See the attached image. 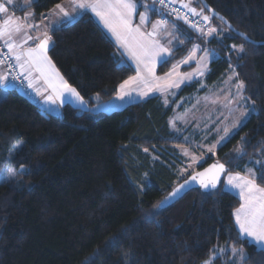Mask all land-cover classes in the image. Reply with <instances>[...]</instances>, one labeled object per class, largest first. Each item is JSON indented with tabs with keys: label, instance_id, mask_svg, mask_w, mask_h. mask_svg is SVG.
Masks as SVG:
<instances>
[{
	"label": "trees",
	"instance_id": "trees-1",
	"mask_svg": "<svg viewBox=\"0 0 264 264\" xmlns=\"http://www.w3.org/2000/svg\"><path fill=\"white\" fill-rule=\"evenodd\" d=\"M65 1L35 0V17L40 20ZM204 1L261 45L235 35L196 0L229 34L204 43L178 20L188 40L160 72L197 42L220 56L210 64L208 83L236 67L256 112L216 155L228 172H245L254 161L264 165V0ZM51 36V60L90 107L97 96L114 98L134 74L89 14L52 29ZM196 88L185 87L180 97ZM172 115V107L153 97L112 112L66 105L56 116L0 86V178L9 170L17 173L0 182V264H204L214 249L225 250L216 264H235L233 244L247 250L243 264H264V250L239 234L234 214L242 202L225 189L224 179L218 189L195 188L165 206L187 177L176 150L183 141L170 130ZM261 165L256 180L264 187Z\"/></svg>",
	"mask_w": 264,
	"mask_h": 264
},
{
	"label": "snow or ice",
	"instance_id": "snow-or-ice-1",
	"mask_svg": "<svg viewBox=\"0 0 264 264\" xmlns=\"http://www.w3.org/2000/svg\"><path fill=\"white\" fill-rule=\"evenodd\" d=\"M156 0H154V3ZM160 5H165L166 0H158ZM174 0H169V3ZM25 5L30 7L31 0H25ZM13 7V0H2L0 2V14L4 19L0 23V41H3L8 53L11 56L0 59V67L5 64H9V67L0 72V84H6L9 77L13 80H19L21 76L29 79V87H33L30 77L33 72H38L40 78L45 81L47 88L51 89V94L45 97V103L50 104H63L65 102V93L69 97H74L80 104H85L86 101L76 90L68 83L56 70L55 65L52 63L51 58L48 56V49L50 43H53L52 36L44 31L41 36L28 35L26 29L35 28V25L25 24L20 17H15L10 13V8ZM147 7V6H145ZM184 8H187L190 13L195 16H202L204 21H209L210 17L203 14V9L197 11L196 8L191 7L189 3H184ZM83 10H90L95 13L97 17L103 22L104 26L109 30L112 36L115 37L118 49L121 50V54H127L136 63L137 75L129 77L125 80L120 87V99H123L125 95H130V92H126L125 89L132 84L152 86L156 88L165 87H179L182 80H176L171 84L162 82L161 78H157L154 74L155 65L159 63H167L168 57L172 55V50L164 43H161L158 37L162 32H168V20L160 19L155 21L151 25V31H147L144 26L148 23L147 11L139 13V24L133 25V18L137 15V3L135 0H68L67 6L64 4H56L52 10L51 15L58 17L61 20L64 18L74 19L78 12ZM171 14L180 17L179 11L172 8ZM34 13H28L23 20L29 19ZM191 24L202 36H213L214 34L219 36L223 33V29H217L216 27L209 26L205 31L200 27L198 23L188 21L187 16L182 17ZM223 20V17H220ZM231 26L229 25V28ZM23 33L24 39L21 42H17L15 37ZM244 39L248 37L240 33ZM28 40L35 42V46L24 48L23 45ZM171 43V40L168 41ZM232 49L243 52L244 47L240 45L239 48L233 44ZM199 50V46L194 47L192 53L183 63H188L189 60L194 59V54ZM207 51L205 56H207ZM14 57V63H10ZM141 65L147 70L145 75H141ZM176 67L173 66L172 72L167 74L168 78H171L176 73ZM12 73H17L12 75ZM199 75H203V72H198ZM235 87L237 88V96H241L244 88L243 81H239ZM39 95L43 96V92L37 89ZM146 92H142L141 95H146ZM254 104V102H253ZM227 135V129L224 130ZM224 139V137H221ZM22 146L18 145L17 149ZM147 151V149H145ZM211 151V149H209ZM187 155V153H185ZM195 161V157H193ZM259 163V162H257ZM264 169V165H261ZM24 166L21 165L23 170ZM186 171V169H185ZM15 171H10L9 176H16ZM222 175H226V186L232 189H238L239 195L243 200L235 212V222L239 226L241 235L251 237L253 242L259 243L264 246V187L259 186L256 183L255 174L249 169L248 175H241L239 173L232 174L228 172L224 163H214L209 168H205L202 172L193 170L188 173L184 182L175 188L169 195L168 199L174 198L186 185L193 182L198 183L203 189H215L220 184V178ZM261 180L264 181V171L261 172ZM116 238L114 237L113 240ZM231 251L234 255H239V260L242 262L245 260V254L242 249H237L235 245H231ZM220 252H224V249H219ZM217 258V250L214 249L212 256L205 264H212V261Z\"/></svg>",
	"mask_w": 264,
	"mask_h": 264
},
{
	"label": "rangeland",
	"instance_id": "rangeland-1",
	"mask_svg": "<svg viewBox=\"0 0 264 264\" xmlns=\"http://www.w3.org/2000/svg\"><path fill=\"white\" fill-rule=\"evenodd\" d=\"M22 2L25 3V0ZM135 2L137 3V15L133 18V25L139 24V13L147 11L148 23H146L144 28L147 31H151V25L155 23V21L160 20L158 17L152 15V11L155 10L154 4L150 0H135ZM172 3L182 5H184V3H189L191 7L196 8L197 11H201V9L196 6V0H174ZM203 14L207 15L204 11ZM209 17L211 27H216L218 30L223 29V33L219 36L215 34L213 36H202L197 30H192L203 40L204 43H208L215 38L221 39L223 35L229 34L222 25L215 24L212 17ZM23 18L22 21L27 25L26 21L28 19L23 20ZM45 19L46 15H43L41 21L45 22ZM98 19L100 20L99 17ZM178 20L186 26L181 19H171L167 26L168 32H170L171 35H168L167 32H162L158 37L161 43H164L172 50V55L175 53V56H178L176 53L188 40L185 33L179 29L180 23ZM101 23L103 22L101 21ZM37 24L42 25V23ZM187 28L190 29L189 27ZM29 30L30 29H26L27 32ZM106 30L109 32L107 28ZM110 35L112 36L111 33ZM111 38L115 43L117 52L124 58V61L127 62V64L132 66L134 70V74L130 77L136 76L137 71L135 61H133L127 54L122 55L121 50L118 49L115 37L112 36ZM169 40H171L170 44L168 43ZM196 46H199V50L195 52L194 59L189 60L186 64L183 63ZM206 51L208 54L207 56H205ZM171 56L168 57V62L170 61ZM219 57L218 52L212 51L208 46H203L201 43L197 42L190 48L185 56L176 60L168 71L163 73L160 72L166 63L162 64L157 62L155 65L154 74L157 78H161L162 82H167L168 84H171L176 80H182L179 87L156 88L152 86L132 84L125 89L126 92H130L131 94L125 95L123 99L119 98L121 95L119 87L117 95L111 100L100 101V97L97 96L96 104L91 107V109L93 111L112 112L114 110L122 109L132 103L147 101L153 97H158L165 107H172L173 115L169 120V125L172 134L183 141V144L177 146L176 150L184 164L181 172L182 177H186L188 176V173L193 170L197 171L198 167L204 164L207 160H217V150L229 141L244 126L252 114L256 112L255 104L247 99L244 94V88L241 96H237V88L235 85L240 79L234 65H231L219 80L212 84L207 82V77L210 73V64L211 62L218 60ZM173 66H177L176 73L171 78H168L167 74L172 72ZM200 71L203 72V75L198 74ZM146 72L147 70L141 65V75H145ZM192 84L197 85L196 92L180 97L182 90ZM142 92H146L147 94L141 95ZM225 129L228 130L227 135L225 134ZM221 137H224V139H221ZM209 149H211V151H209ZM185 153H187V155H185ZM193 157H195V161H193ZM262 163L263 161L261 160L254 161L246 169H250L254 172ZM10 171L11 170H9L6 175H2L3 178H0V182L3 181L2 179L4 178L12 179V177L9 176ZM239 249L243 250L246 259L248 255L247 250L245 248ZM223 253L224 252L219 251L217 258L212 261V264H216L215 261L221 257ZM232 259L235 264H243L244 262L239 260L238 254L234 255L232 253Z\"/></svg>",
	"mask_w": 264,
	"mask_h": 264
},
{
	"label": "crops",
	"instance_id": "crops-1",
	"mask_svg": "<svg viewBox=\"0 0 264 264\" xmlns=\"http://www.w3.org/2000/svg\"><path fill=\"white\" fill-rule=\"evenodd\" d=\"M22 1L23 0H13V7L10 8V13L13 14L15 17H20L21 19L24 16H27L28 13H34L33 3L35 2V0H32L31 1V6L30 7L26 6L25 3H23ZM0 2H2V0H0ZM61 4H64V5L67 6L68 1H66L64 3H61ZM51 12L52 11H50L47 14H45L46 15L45 22H42L41 21L42 18L40 20H38L35 17V13H34V15L31 16L26 21V23L27 24L35 25L36 27L35 28H31L27 32V34L28 35H32V36H41L44 31H47L48 34L51 35V30L52 29H54V28H56V27H58V26H60V25H62L64 23H72V22L76 21L77 19H79L80 17H82L83 15L89 14L101 26V28L105 31V33L109 37L111 36L110 33L104 27L103 23H101V21L95 15V13L91 12L90 10H83L81 12H78L77 15H76V17L74 19H72V20L67 19V18H64L63 20H61L60 18L53 17L51 15ZM152 15L155 16L154 10L152 11ZM3 19H4L3 15L0 14V23H2ZM37 23H42V25L41 24L38 25ZM56 24H58V25H56ZM24 38H26V37H24L23 33H21V34H19V35H17L15 37V39L17 40L18 43L21 42V40L24 39ZM51 44L52 43H50V45H49L48 56H49V50H50ZM33 46H35V42L32 41V40H28L27 43H25L23 45V47L25 49L28 48V47H33ZM52 63H53V61H52ZM55 68H56V70H58L57 67H56V65H55ZM2 71H4V67H0V72H2ZM58 72L63 77V75L60 73L59 70H58ZM30 79H31V82L33 84V87H30V90H31V92L34 95L37 104L40 106L41 109H43L44 111H46V112H48L50 114H53V115H56V116H62L63 115L64 107L66 105H71L74 108H77V109H80V110H83V111H89L91 109L90 105L88 104V102L85 99L84 100L86 101V103L85 104H80L78 100H76L74 97H69L67 93H65V102L63 104H60V103H57V104L45 103V97L48 96L49 94H51V89H48L47 88V84L45 83V81L43 79L40 78V75H39L38 72H35L34 71L33 74H32V76L30 77ZM25 80L29 84V79H26L25 78ZM0 86L3 87L4 89L10 88V84H9L8 81L6 82V84H0ZM37 89H39L41 92L44 93L43 96H41V95L38 94ZM236 173H239L241 175H248V169H246L245 172H232V174H236ZM253 173L256 175V172L255 171ZM255 178H256V176H255ZM224 181H225V189L228 190V191H230V192H232L235 196H237L238 198H240L241 202L243 203V200L241 199V197L239 195V190L238 189H232V188H229V187L226 186V175H225ZM256 183L258 184L257 180H256ZM234 216H235V214H234ZM236 226H237V229L239 231V226L237 224H236ZM239 234H240V231H239ZM240 236H241V238L247 240L249 243L255 245L257 248L264 250V246H261L259 243L253 242V240H252L251 237H247V236L241 235V234H240Z\"/></svg>",
	"mask_w": 264,
	"mask_h": 264
},
{
	"label": "built area",
	"instance_id": "built-area-1",
	"mask_svg": "<svg viewBox=\"0 0 264 264\" xmlns=\"http://www.w3.org/2000/svg\"><path fill=\"white\" fill-rule=\"evenodd\" d=\"M150 1L154 4V7H155L154 9L159 19H166L168 21L174 18L177 19L178 17L176 15L171 14L172 8H175L179 11V14L181 17L178 19H181L184 22V24L187 27H189L191 30H196V29L193 28L191 24L187 22L185 19H183L182 17L187 16L188 21L198 23V25L204 28L205 31L207 30L209 26H211V23H209V21H204L202 16L193 15L192 13L188 11L187 8H184L182 4H173V3H169V0H166L165 5L162 6L159 4L158 0H156L155 3H154V0H150ZM7 56H11V54L8 53V50L6 46L4 45L3 41H0V59L6 58ZM10 63H14V57ZM3 67L5 69L9 67V64H5ZM16 74L17 73H12V75H16ZM9 84H10V87L16 89L17 91L22 93L24 96H26L30 101L36 103L35 97L30 90L29 84L23 76H21L19 80H13L10 76Z\"/></svg>",
	"mask_w": 264,
	"mask_h": 264
},
{
	"label": "water",
	"instance_id": "water-1",
	"mask_svg": "<svg viewBox=\"0 0 264 264\" xmlns=\"http://www.w3.org/2000/svg\"><path fill=\"white\" fill-rule=\"evenodd\" d=\"M200 2H201V4H202V6H203V8H204V10L205 11H207L213 18H215V19H217V20H219L220 22H222L231 32H233L235 35H237V36H239V37H241V38H243V36H241V35H239L240 34V32H238V31H236L224 18H223V20H221L220 19V15L218 14V13H216L213 9H211L207 4H206V2L204 1V0H200ZM229 25L231 26L230 28H229ZM244 39V38H243ZM246 42H249V43H251V44H254V45H261V44H259V43H257V42H254V41H252V40H250L249 38L248 39H244ZM217 162H219V161H216V162H213V163H211L210 165H208V166H206V167H204V168H202V169H199V170H197V172H202V171H204V169L205 168H209L212 164H214V163H217ZM221 163V162H220ZM226 166V165H225ZM226 168H227V166H226ZM228 169V168H227ZM225 178V175H222L221 176V178H220V184H218L217 185V187L215 188V189H218L219 187H220V185H221V183H222V181H223V179ZM184 182V181H183ZM183 182H181L180 184H182ZM179 184V185H180ZM178 185V186H179ZM177 186V187H178ZM176 187V188H177ZM195 188H201L203 191H206V192H208V191H211V190H215V189H203L198 183H195V182H193V183H191V184H188V185H186L183 189H181V191L174 197V198H172V199H168V197H169V195H168V197H167V199H166V202H165V206H170V205H173V204H175V203H177L180 199H182L186 194H188L190 191H192L193 189H195ZM175 189V188H174ZM173 189V190H174Z\"/></svg>",
	"mask_w": 264,
	"mask_h": 264
}]
</instances>
